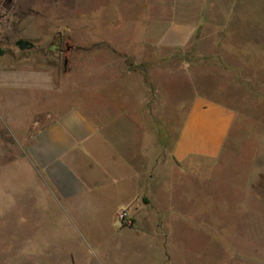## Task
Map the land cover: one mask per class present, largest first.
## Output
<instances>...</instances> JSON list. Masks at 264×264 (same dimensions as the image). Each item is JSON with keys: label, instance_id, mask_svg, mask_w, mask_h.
Segmentation results:
<instances>
[{"label": "rangeland", "instance_id": "rangeland-1", "mask_svg": "<svg viewBox=\"0 0 264 264\" xmlns=\"http://www.w3.org/2000/svg\"><path fill=\"white\" fill-rule=\"evenodd\" d=\"M147 16L157 34L195 24L189 51L143 69L101 42L133 50ZM198 96L235 120L218 158L181 165L173 149ZM74 105L103 109L101 139L151 178L130 226L117 216L125 181L103 178L109 194L73 215L28 158ZM0 264H264V0H0Z\"/></svg>", "mask_w": 264, "mask_h": 264}, {"label": "crops", "instance_id": "crops-1", "mask_svg": "<svg viewBox=\"0 0 264 264\" xmlns=\"http://www.w3.org/2000/svg\"><path fill=\"white\" fill-rule=\"evenodd\" d=\"M144 20L133 41V50L122 49L104 37L101 42L114 46L116 52L125 53L135 67L143 69L153 67L157 59L165 60L167 53L189 51L197 32L195 24L173 22L157 34L155 28H150L149 16L146 23ZM120 98L132 99L131 95H120ZM106 114L103 109L91 114L85 105L57 111L36 132L28 147V158L54 200L73 215L99 205L101 196L109 194L106 180L113 181L114 191L116 183L125 181L127 191H131L125 207L134 224L140 217L139 195L149 191L153 184L149 175L141 174L139 158H125L123 149L112 151L101 139L94 118ZM234 120L235 111L231 107L204 96L196 97L174 145L175 161L190 165L199 159L218 158ZM135 127L132 125L131 129L137 130Z\"/></svg>", "mask_w": 264, "mask_h": 264}, {"label": "built area", "instance_id": "built-area-1", "mask_svg": "<svg viewBox=\"0 0 264 264\" xmlns=\"http://www.w3.org/2000/svg\"><path fill=\"white\" fill-rule=\"evenodd\" d=\"M118 218L122 220L126 225H131V218H129L128 214L126 211H120L118 214Z\"/></svg>", "mask_w": 264, "mask_h": 264}]
</instances>
